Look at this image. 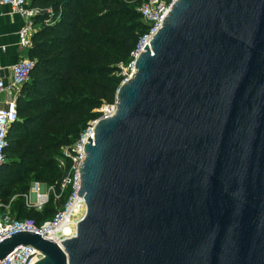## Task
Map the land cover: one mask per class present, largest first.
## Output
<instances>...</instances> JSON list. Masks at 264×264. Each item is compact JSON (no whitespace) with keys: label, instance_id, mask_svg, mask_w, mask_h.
<instances>
[{"label":"water","instance_id":"water-1","mask_svg":"<svg viewBox=\"0 0 264 264\" xmlns=\"http://www.w3.org/2000/svg\"><path fill=\"white\" fill-rule=\"evenodd\" d=\"M85 145L87 212L34 264H264V0H176ZM4 76V71H0Z\"/></svg>","mask_w":264,"mask_h":264},{"label":"trees","instance_id":"trees-1","mask_svg":"<svg viewBox=\"0 0 264 264\" xmlns=\"http://www.w3.org/2000/svg\"><path fill=\"white\" fill-rule=\"evenodd\" d=\"M130 1L132 4L124 0H30L33 7L52 9L54 18L47 25L43 20L48 12L36 17L42 25L28 50L34 66L17 96L18 120L9 131L7 162L0 170L4 204L14 195L27 193L30 178L47 185L56 176L60 179L64 170L57 159L63 146L79 138L77 133L92 110L116 103L125 78L115 76L119 63L128 66L133 61L132 52L150 30L145 21L138 20H144L138 11L142 0ZM135 29L139 35L134 34ZM101 115L96 112L92 117ZM64 201L65 196L51 198L45 213L54 211V216ZM50 203L56 207H49ZM23 205L17 206L21 214L26 211ZM27 213L15 217L46 221H42V211L28 209Z\"/></svg>","mask_w":264,"mask_h":264},{"label":"built area","instance_id":"built-area-1","mask_svg":"<svg viewBox=\"0 0 264 264\" xmlns=\"http://www.w3.org/2000/svg\"><path fill=\"white\" fill-rule=\"evenodd\" d=\"M175 1L142 0L140 3L138 11L149 25L150 30L140 38L136 49L132 52L133 61L128 66H121L125 76L123 82L133 76L135 58L144 51L146 43L149 44L153 36L162 28L164 18L169 14ZM30 4V0H0V5L8 6L24 19V24L18 32V44L24 49H29L32 46V39L37 31L34 23L36 17L43 12H48L49 17L44 19V23L49 25L53 15L52 9L44 10ZM33 66L34 62L27 58L16 62L9 75L6 74V71L4 76H1L0 73V170L7 162L5 151L9 131L18 120L17 96L23 84L29 79ZM115 110V104L103 105L99 109V112L102 113L100 118L112 116ZM97 121L98 119L90 124L74 143L63 146L59 167L64 170V173L59 181L50 185L37 181L25 199L27 207L41 211L51 198L60 200L65 196L62 207L51 219L39 224L31 219H19L12 214L4 213L0 216V242L13 233L32 231L62 246L64 240L76 234L77 225L87 212L84 198L78 195L81 186L80 166L86 159L85 145L89 142L88 138L94 140ZM11 203L12 201L9 204L0 203V210L8 209ZM68 229L69 232H67ZM42 256L41 252L34 247L21 245L7 257L1 259L0 264H34Z\"/></svg>","mask_w":264,"mask_h":264},{"label":"crops","instance_id":"crops-1","mask_svg":"<svg viewBox=\"0 0 264 264\" xmlns=\"http://www.w3.org/2000/svg\"><path fill=\"white\" fill-rule=\"evenodd\" d=\"M34 23L36 26L35 21ZM23 24L24 19L20 14L13 12L8 6L0 5V68L7 75L16 62L29 58V49L18 44V32Z\"/></svg>","mask_w":264,"mask_h":264},{"label":"rangeland","instance_id":"rangeland-1","mask_svg":"<svg viewBox=\"0 0 264 264\" xmlns=\"http://www.w3.org/2000/svg\"><path fill=\"white\" fill-rule=\"evenodd\" d=\"M125 2H127V3H129V4H132V1H130V0H124ZM31 5V4H30ZM54 17H51V21H52V19H53ZM140 22H144V20H142L141 18H139L138 19ZM35 22H36V26H37V28L38 27H40L42 24L40 23V18H37V19H35ZM43 23H44V20H43ZM131 24H133V23H131ZM144 24V23H143ZM134 26V25H133ZM135 33L134 34H136V35H139L140 33H139V29H135V31H134ZM109 48H111V46L109 47ZM129 61V60H128ZM127 61V62H128ZM123 63L124 62H120L119 63V69L118 70H120V71H116L115 72V76H117V77H120V76H122V74H123V71H122V68H121V66L123 65ZM130 62H128L127 64H129ZM124 65H126V64H124ZM103 107V105L100 107V108H102ZM99 108V109H100ZM99 109H94V110H92L91 112H90V115H91V117H88V118H86L85 119V121H84V123H83V125L81 126V128L79 129V131H78V133H77V135L78 134H81L90 124H92L93 122H95L96 120H97V118H95V117H92V115L94 114V113H96V112H99ZM76 137V135H74V136H72V139H74ZM60 159H61V157H59L58 159H57V164H60ZM59 160V161H58ZM55 180H54V183L53 184H56L58 181H59V179L57 178V176L54 178ZM29 185H30V188H29V191L27 192V193H24L23 195H22V197H20L19 195H14V196H12V198H11V200L9 201V203L12 201V203H11V205H10V207L8 208V209H6V208H2L1 210H0V216L1 215H3L4 213H9V214H12L13 216H16V215H18V216H22V217H26L27 216V211H28V209H31V208H29V207H27V205H26V203H25V199H26V196H28L29 194H30V192H31V190H32V188H34V186H35V183L37 182L36 180H34V178H30L29 179ZM1 199V203H3L4 204V202H5V199H2V198H0ZM9 203H7V204H9ZM20 203H24L25 204V206L23 205V208H25V212L24 213H22L21 214V212L20 211H18L17 210V206H18V204H20ZM49 203V202H48ZM50 206L49 207H52V208H55L56 206H55V204L54 203H50L49 204ZM46 206V205H45ZM44 206V207H45ZM43 207V209L41 210L42 211V214H43V217H42V221L43 220H48V219H50L52 216H53V213H54V211L53 212H51V213H45L46 211H47V208L45 209ZM34 210V209H33ZM36 211V210H35ZM40 212V211H39ZM31 220H33V221H35L36 222V218H34V217H32V219ZM37 223V222H36ZM39 224V223H38Z\"/></svg>","mask_w":264,"mask_h":264},{"label":"bare ground","instance_id":"bare-ground-1","mask_svg":"<svg viewBox=\"0 0 264 264\" xmlns=\"http://www.w3.org/2000/svg\"><path fill=\"white\" fill-rule=\"evenodd\" d=\"M147 44V43H146ZM70 230L68 229L67 232H69Z\"/></svg>","mask_w":264,"mask_h":264}]
</instances>
